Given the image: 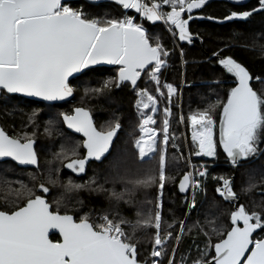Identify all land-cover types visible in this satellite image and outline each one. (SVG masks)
Masks as SVG:
<instances>
[{
	"label": "snow or ice",
	"instance_id": "1",
	"mask_svg": "<svg viewBox=\"0 0 264 264\" xmlns=\"http://www.w3.org/2000/svg\"><path fill=\"white\" fill-rule=\"evenodd\" d=\"M207 2L115 0L123 9L133 10L138 17L94 18L65 0H0V100L20 96L48 104L66 101L74 95L73 79L79 74L103 72L104 69L96 67L100 65L115 66L114 76L103 80L100 87L85 88V95L130 86L135 91V107L140 116L139 136L134 143L137 157L142 164L158 162V167L120 176L118 179L124 185L121 191L115 187L105 188L97 184L95 178L87 185L69 179L66 185L76 191L87 189L106 193L108 199L117 204L130 203L132 194L138 189L156 188L154 210L137 211L135 220L121 216L118 210L99 214L96 221L87 211L77 218L67 210L61 212L60 200L55 201L53 208L45 195L50 190L45 183L38 186L40 194L24 187L16 193V202L12 206H0V264H163L155 258L167 256L170 241L179 244L186 234L185 221L181 220L177 226L175 222L164 220L162 197L170 142L175 154L183 156L175 133L170 131L173 98L179 99L181 91L172 83L161 82L162 71L168 67V58L174 49L159 36L150 35L145 21L162 22L173 40L192 44L194 39L200 38L198 33L190 30V21L195 18L193 11L203 8ZM258 12H264V0H258V7L231 11L222 18H202L224 23L247 20ZM180 55L183 57V49H180ZM213 56L235 78V86L228 91L226 100L217 98L187 114L177 104L176 123L186 124L191 131L194 146L191 155L215 160L219 147L228 162L239 167L242 161L264 151L260 147L264 138V76H254L242 63L221 55L220 51L214 52ZM142 76L155 85V95L138 85ZM254 80L261 86L259 89L254 88ZM162 100L164 107L161 110ZM39 111H31L29 123H35ZM159 111H162V119L156 127L155 117ZM59 117L67 129L85 138L82 144L72 142L67 148L62 144L60 152L55 154L67 161L63 166L75 174L85 172L89 159L102 162L121 128L120 122L114 120L98 129L91 112L83 106L75 107L71 112H60ZM47 123L52 125L53 121ZM44 131L51 135L49 127ZM35 135V131L9 135L0 127V162L10 158L20 166L38 169L40 160ZM68 140L71 141V137ZM81 146L86 149L84 157L79 154ZM186 163L189 170L178 181L181 193H191L185 219L193 209L199 211L197 196L206 197L209 175L207 164L193 165L190 159H186ZM213 179L217 181L215 193L218 197L234 206L229 215L230 227L212 226L214 220L206 222L210 230L197 225L207 239L202 249L199 244L195 245L198 255L190 264H264V235H261L264 233V208L250 210L238 203L241 194L251 191L255 184L249 178V187L237 191L232 177L220 175ZM48 183L56 181L49 177ZM138 229L154 230L151 260L138 258L135 241ZM53 231L58 233L59 240L50 238ZM187 232H191V227H187ZM213 234L220 237L215 243L212 242ZM172 252L174 256L175 247ZM173 256H168L167 264H173ZM182 264L189 262L182 260Z\"/></svg>",
	"mask_w": 264,
	"mask_h": 264
},
{
	"label": "trees",
	"instance_id": "2",
	"mask_svg": "<svg viewBox=\"0 0 264 264\" xmlns=\"http://www.w3.org/2000/svg\"><path fill=\"white\" fill-rule=\"evenodd\" d=\"M67 3L74 8L82 9L87 15L94 18H122L126 13L121 6L113 3L93 4L85 0H74ZM252 7H258V0H252L243 6L235 5L227 0L210 2L203 9L193 13L195 18L190 21V30L193 33H198L200 38L194 39L192 44L173 40L162 23L151 24L145 21L150 35L159 36L169 48L174 49L168 58V67L162 71L161 82L172 83L179 89L182 88L181 110L184 114L194 109L203 108L217 98L226 100L228 91L235 86V78L217 63V57L213 56L214 52L220 51L221 55L231 56L246 66L254 76H264V12L254 13L247 20H232L224 23L202 18L207 16L222 18L231 11L249 10ZM128 13L138 17L133 12L129 11ZM180 49H183V57L180 55ZM182 61H187V63ZM102 69H104L103 72L88 71L87 75L81 74L78 78L73 79L74 97L66 103L47 105L20 96L7 101L0 100L1 126L9 135H21L24 132L35 131L34 139L40 160L38 169L20 168L11 161L0 162V206H12L16 202V193L24 187L40 194L38 186L40 183H45L50 189L49 193L45 195L52 203L53 208L56 207L55 201L60 200L61 212L67 210L77 218L85 211L92 214L93 220L97 214L104 212L111 214L118 210L121 216L135 220L137 211L154 210L156 188L136 190L132 194L131 202L127 204H117L109 200L106 193L66 188L69 179L77 184L87 185L95 178L97 184H102L105 188L115 187L117 191H121L124 185L118 179L120 176H131L142 172L144 168L158 167L157 161L147 165L142 164L137 157L134 143L139 136L140 116L135 107L136 94L130 86L113 87L110 91L105 90L100 94L89 92L85 95V88L100 87L103 80L115 75V68ZM183 81H187V83H182ZM252 83L256 89L261 87L255 80ZM138 85L148 88L152 94L155 93V85L146 76H142ZM177 104L178 101L172 106L173 117L170 131L175 133L176 143L179 144L180 153L183 156L175 154L176 150L170 142L167 149V179L162 197V215L166 222H175L178 226L186 215L189 196L183 197L178 192V181L188 170L183 137V129L185 127L187 131L188 126L176 123ZM81 106L91 112L98 129L106 127L107 122L114 120L120 122L121 128L111 153L101 163L91 162L86 175L83 178H77L63 166L67 161L57 158L55 154L60 152L62 144L67 148L72 142H79L78 136L65 128L59 113L71 112L75 107ZM159 107L161 110L164 107L163 100ZM33 109L40 110L35 117L34 124L29 123L28 119ZM216 115L218 118L219 109H217ZM155 118L157 120L155 126L159 127L162 111H159ZM49 120L53 121L52 125H48ZM45 127L50 128L51 135L45 133ZM188 134L192 152L194 146L191 143L190 131H187ZM68 137H71V141L68 140ZM260 147L264 149V138H262ZM79 154L81 156L80 148ZM191 159L194 164L205 163L208 166L207 195L204 198L197 196L199 211L193 209L189 214L185 223L186 234L179 244L169 242L167 256L161 257L163 264H167L168 256H173V247H175L173 264H179L186 255L189 257V264L193 258L197 257L198 252L195 245L203 246L207 239L197 225H201L204 230H210V225L206 222L214 220L215 224L212 226L219 229L230 227L229 215L234 206L223 201L215 193L217 181L213 177L220 175L232 177L237 191L241 188H248L249 178H251L255 187L249 192H243L238 203L244 204L250 210L259 211L264 208V198H262L264 151L245 160L239 167H233L219 147L215 160L194 155H191ZM56 169H59V172ZM49 177L56 183H48ZM201 199H203V203H200ZM147 201H153V203L150 204ZM187 227H191V232H187ZM153 233V229H138L135 233L139 259H153L150 257ZM51 238L54 241L59 240V237L55 235ZM218 239H220L219 236L212 235L213 243Z\"/></svg>",
	"mask_w": 264,
	"mask_h": 264
},
{
	"label": "water",
	"instance_id": "3",
	"mask_svg": "<svg viewBox=\"0 0 264 264\" xmlns=\"http://www.w3.org/2000/svg\"><path fill=\"white\" fill-rule=\"evenodd\" d=\"M66 2H69V1H74V0H65ZM85 1H87V2H89V3H113V4H116L115 3V0H85ZM212 1H215V0H208V2L205 4V6L207 5V4H209L210 2H212ZM227 1H229V2H231V3H233V4H235V5H238V6H243V5H246V4H248V3H250L252 0H240V2L239 3H237V2H235V0H227ZM116 5H118V4H116ZM120 6V5H119ZM204 6V7H205ZM203 7V8H204ZM203 8H201V9H203ZM123 9V8H122ZM201 9H196V10H194L193 11V13L194 12H196V11H198V10H201ZM123 11H130V12H133L134 14H137V13H135L133 10H125V9H123ZM138 15V14H137ZM160 23H162V22H156L155 24H160ZM152 24V23H151ZM96 67H99V68H107V69H113V68H115V66H111V65H100V66H96ZM81 74H79L78 75V77L80 76ZM75 79V78H74ZM73 97H74V95L72 96V97H70L68 100H66V101H59V102H54L53 104H48L47 102H42V101H36V102H41V103H45V104H47V105H55V104H62V103H66V102H69V101H71L72 99H73ZM22 98H25V99H28V100H31V101H33V98H28V97H22ZM92 115V114H91ZM93 117V116H92ZM93 121H94V119H93ZM94 124H95V122H94ZM96 125V124H95ZM0 127H2L1 126V123H0ZM97 127V126H96ZM65 128L67 129V127H66V125H65ZM69 132H71V133H73V134H75V135H77V136H81V137H83V135L82 134H80V133H74V132H72L71 130H69V129H67ZM119 132V131H118ZM117 136H118V133H117V135H116V137H114V139H113V143H112V146L110 147V149H109V153H107V154H105L106 155V157L111 153V151H112V149H113V145H114V143H115V141H116V139H117ZM84 138V137H83ZM85 139V138H84ZM222 150V149H221ZM85 151H86V149H85ZM223 152V151H222ZM225 155V154H224ZM105 158H102V161L104 160ZM8 161H11V159L10 158H5L4 159V161L3 162H8ZM11 162H13V163H15L18 167H20V168H24V169H28V168H30V169H37V168H35L34 166H20V165H18L16 162H14V161H11ZM91 162H98V163H101L100 161H95V160H92V159H89L88 161H87V163H86V166H85V172L84 173H82V174H75V173H72L71 172V170H69V169H67L69 172H71L75 177H77V178H81V177H83V176H85L86 175V172H87V168H88V166H89V164L91 163ZM244 161H242L241 162V164L243 163ZM240 164V165H241ZM178 192L180 193V195H182L183 197H187L188 196V194H189V192L188 193H181L180 191H179V189H178ZM75 217V216H74ZM259 231V230H258ZM58 236L59 237V235H58V233H56L55 231H53V232H51L50 233V238L52 237V236ZM256 235V233H254V236ZM52 239V238H51ZM59 239H60V237H59Z\"/></svg>",
	"mask_w": 264,
	"mask_h": 264
},
{
	"label": "rangeland",
	"instance_id": "4",
	"mask_svg": "<svg viewBox=\"0 0 264 264\" xmlns=\"http://www.w3.org/2000/svg\"><path fill=\"white\" fill-rule=\"evenodd\" d=\"M165 91H166V90H165ZM155 94H156V93H154V95H155ZM176 101H178V104H181V103H180V98L177 99L176 97H174V98H173V104H175ZM156 114H158V112H157ZM187 131H190V129L187 128ZM187 131H186V128L184 127V129H183L184 151H185L186 159H190V160H191V163H192V159H191V148H190L189 141H188L189 134L187 135ZM190 136H191V131H190ZM206 158H207V157H206ZM193 164H194V163H193ZM200 164H201V163H200ZM187 165H188V164H187ZM198 165H199V164H198ZM188 170H189V165H188ZM246 184H247V183H246ZM98 215H99V214H97V215L94 216L93 221H96ZM188 216H189V215H188ZM185 217H186V215H185ZM185 217H184V221H185V223H186V220H187L188 218L185 219ZM199 246H200V245H199ZM200 248L202 249L203 246H200ZM195 249H197L196 246H195ZM188 259H189V257L186 255V257H184V258L181 259V261H180L179 264H182V260H187V261H188ZM160 260H161V259H160Z\"/></svg>",
	"mask_w": 264,
	"mask_h": 264
},
{
	"label": "flooded vegetation",
	"instance_id": "5",
	"mask_svg": "<svg viewBox=\"0 0 264 264\" xmlns=\"http://www.w3.org/2000/svg\"><path fill=\"white\" fill-rule=\"evenodd\" d=\"M78 138H79V142L82 144L84 138L81 137V136H78ZM217 138H218V126H217ZM80 151H81V157L86 156V151H85V149H84L82 146L80 147ZM89 165H90V164H89ZM70 173H71V172H70ZM71 174H72V173H71ZM83 177H84V176H83ZM83 177H81V178H83Z\"/></svg>",
	"mask_w": 264,
	"mask_h": 264
},
{
	"label": "built area",
	"instance_id": "6",
	"mask_svg": "<svg viewBox=\"0 0 264 264\" xmlns=\"http://www.w3.org/2000/svg\"><path fill=\"white\" fill-rule=\"evenodd\" d=\"M125 15H130V14H128V13H126ZM180 91H181V96H180V103H181V99H182V88L180 89ZM181 105V104H180ZM193 164V163H192ZM193 165H198V164H193ZM200 165V164H199ZM188 196H189V200L191 199V193L189 192V194H188ZM186 213H187V211H186ZM155 259H161V257L160 258H155Z\"/></svg>",
	"mask_w": 264,
	"mask_h": 264
},
{
	"label": "bare ground",
	"instance_id": "7",
	"mask_svg": "<svg viewBox=\"0 0 264 264\" xmlns=\"http://www.w3.org/2000/svg\"><path fill=\"white\" fill-rule=\"evenodd\" d=\"M128 12H129V11H126V13H128ZM126 13H125V14H126ZM125 14H124V15H125ZM128 14H129V13H128ZM180 89H181V88H180ZM243 163H244V162H243ZM243 163H242V164H243Z\"/></svg>",
	"mask_w": 264,
	"mask_h": 264
}]
</instances>
